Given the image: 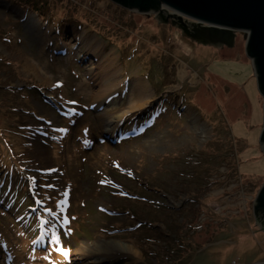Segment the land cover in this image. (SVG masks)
I'll use <instances>...</instances> for the list:
<instances>
[{"label": "rangeland", "instance_id": "obj_1", "mask_svg": "<svg viewBox=\"0 0 264 264\" xmlns=\"http://www.w3.org/2000/svg\"><path fill=\"white\" fill-rule=\"evenodd\" d=\"M160 9L0 0V264L264 262V94L246 32L206 45ZM141 81L153 99L109 130Z\"/></svg>", "mask_w": 264, "mask_h": 264}, {"label": "water", "instance_id": "obj_2", "mask_svg": "<svg viewBox=\"0 0 264 264\" xmlns=\"http://www.w3.org/2000/svg\"><path fill=\"white\" fill-rule=\"evenodd\" d=\"M126 8L142 12L161 11L163 5L193 19L194 29L185 22L171 21L187 36L206 45L233 48L238 32H246L248 55L255 61V69L264 92V0H115ZM170 18H165L168 23ZM264 94V93H263ZM264 148V132L261 139ZM264 211V187L257 198Z\"/></svg>", "mask_w": 264, "mask_h": 264}, {"label": "bare ground", "instance_id": "obj_3", "mask_svg": "<svg viewBox=\"0 0 264 264\" xmlns=\"http://www.w3.org/2000/svg\"><path fill=\"white\" fill-rule=\"evenodd\" d=\"M76 48V47H75ZM77 49V48H76ZM111 53L113 54L114 53V50L111 51ZM117 60V59H116ZM116 60L113 62L112 66H108L105 70H104V73L106 75H108V79H104L103 81L99 82L101 85H105V86H108L111 87V85L113 84L114 82V77H115V73H113L115 70H114V66L116 64ZM30 64V63H29ZM31 66V64H30ZM92 69H97V66L93 67ZM38 70L37 68H34V71ZM179 77L182 79V80H185L188 75H189V72H188V68H187V64L184 63L183 64V67L180 68V72H179ZM103 72L102 71H99L98 73L94 74L93 75V78H91V81L89 82L90 84H93L95 83V81H97L98 78H101ZM93 79V80H92ZM192 82L195 83L196 82V79H192ZM131 95V98H132V106H133V109H128V110H123L121 113H120V117L112 122H110V125H109V130H115L116 127L118 126V123H120L121 121L124 120V118L130 113L132 112L133 110L135 111H139L141 110V108L143 109L144 107H146L150 101L153 99V94L151 93V91L149 90V87L147 84L145 83H139L137 84L134 88H133V91H132V94L130 93ZM200 134H202V138H206V128L205 129H201V130H198ZM204 140V139H203ZM44 231H47V229L42 228ZM40 237V235H37L36 237H33V241L35 239H38ZM97 243V241H93V240H85V241H82L79 245H74V252L72 255H75L76 256V259L78 258H82V259H88L92 252H93V248L95 246V244ZM110 243L114 249H119L120 251L124 252V253H127L130 254V255H133V256H136L138 255V250L135 249L133 246H131V244H127L125 242H121L119 240H114L112 242H108ZM24 245V243H23ZM73 260V259H72ZM255 264H264V262H261V263H255Z\"/></svg>", "mask_w": 264, "mask_h": 264}, {"label": "snow or ice", "instance_id": "obj_4", "mask_svg": "<svg viewBox=\"0 0 264 264\" xmlns=\"http://www.w3.org/2000/svg\"><path fill=\"white\" fill-rule=\"evenodd\" d=\"M61 251L64 253L65 256L69 255V252L64 250V249H61Z\"/></svg>", "mask_w": 264, "mask_h": 264}, {"label": "built area", "instance_id": "obj_5", "mask_svg": "<svg viewBox=\"0 0 264 264\" xmlns=\"http://www.w3.org/2000/svg\"><path fill=\"white\" fill-rule=\"evenodd\" d=\"M225 168H227V167H225ZM222 172H223V175H224L225 172L223 171V168H222ZM223 175H222V177H223ZM214 179H216V178H213V179L211 178V180H214ZM211 180H210V182H211Z\"/></svg>", "mask_w": 264, "mask_h": 264}, {"label": "trees", "instance_id": "obj_6", "mask_svg": "<svg viewBox=\"0 0 264 264\" xmlns=\"http://www.w3.org/2000/svg\"><path fill=\"white\" fill-rule=\"evenodd\" d=\"M21 2V1H20ZM23 6V5H22ZM23 8H25L26 9V7L25 6H23ZM27 10V9H26ZM37 14H38V12H37ZM261 90H262V88H261ZM263 91V90H262ZM264 93V92H263ZM196 223H195V227H196ZM8 261V260H7ZM8 262H10V261H8Z\"/></svg>", "mask_w": 264, "mask_h": 264}, {"label": "crops", "instance_id": "obj_7", "mask_svg": "<svg viewBox=\"0 0 264 264\" xmlns=\"http://www.w3.org/2000/svg\"><path fill=\"white\" fill-rule=\"evenodd\" d=\"M255 70H256V69H255ZM258 80H259V78H258ZM258 80H257V81H258ZM258 82H259V81H258ZM259 88H260V82H259ZM260 90H261V89H260Z\"/></svg>", "mask_w": 264, "mask_h": 264}, {"label": "clouds", "instance_id": "obj_8", "mask_svg": "<svg viewBox=\"0 0 264 264\" xmlns=\"http://www.w3.org/2000/svg\"><path fill=\"white\" fill-rule=\"evenodd\" d=\"M243 182V181H242ZM243 185H244V182H243Z\"/></svg>", "mask_w": 264, "mask_h": 264}, {"label": "flooded vegetation", "instance_id": "obj_9", "mask_svg": "<svg viewBox=\"0 0 264 264\" xmlns=\"http://www.w3.org/2000/svg\"><path fill=\"white\" fill-rule=\"evenodd\" d=\"M218 195H220V194H218Z\"/></svg>", "mask_w": 264, "mask_h": 264}]
</instances>
